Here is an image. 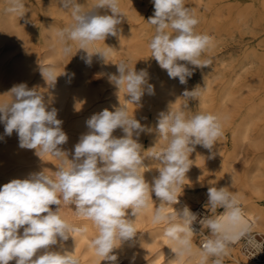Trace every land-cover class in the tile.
I'll use <instances>...</instances> for the list:
<instances>
[{
	"label": "clouds",
	"instance_id": "9594fccd",
	"mask_svg": "<svg viewBox=\"0 0 264 264\" xmlns=\"http://www.w3.org/2000/svg\"><path fill=\"white\" fill-rule=\"evenodd\" d=\"M152 4L154 12L147 21L155 26V34L149 42L151 57L166 70L170 79L178 78L181 85H186L197 68L211 63L201 57L212 37L195 30L199 20L195 12L186 7V0H152ZM60 6L70 11L73 22L56 34L63 41L78 43L79 49L87 53L82 59L90 66L95 53L88 51L89 46L104 42L108 36H117V26L124 17L119 0H96L86 10L78 0H60ZM24 7L22 0H8L5 12L23 16ZM102 8L110 9L111 15L94 11ZM64 51L70 52L71 46ZM96 53L107 56L103 51ZM115 65L118 75L109 74L108 80L119 91L123 88L129 103L142 106L140 102L146 93L155 94L147 69L137 71L123 61ZM41 74L50 85L55 84L57 76L53 69H41ZM74 75L71 74L73 78ZM7 94L11 100L0 103L4 134L11 136L15 131L20 148L34 149L38 157L50 154L61 164L52 175L43 169L0 187V264H9L12 260L15 264H79L71 252L52 249L58 238L62 244L73 237L72 233L87 231L86 226L70 224L61 217L62 202L74 205L78 217L95 225L98 234L91 241L92 248L102 261L116 264L118 255L114 250L136 237L134 221L148 207L152 193L160 200L153 213V223L166 225L163 234L175 242L172 251L176 258L191 251L190 236L197 214L187 205L181 210L175 208L170 214L165 213V208L179 203L178 187L190 169L189 157L196 146L209 150L212 154L209 158L214 157L212 150L223 135L217 115L197 112L188 116L182 110L159 113L155 132L168 143L151 153L160 167L157 168L159 175L150 184L141 172L146 158L138 139L141 133H151L153 129L129 115L126 107L93 114L86 121L89 131L81 136L69 159L68 152L59 147L68 141L63 121L57 119L58 110L49 108L43 94L24 83L13 86ZM183 96L195 98L197 87L192 91L185 89ZM75 108L79 111L81 107L75 105ZM118 128L124 133L119 138L113 135ZM207 197V205L212 209L223 207L226 216L223 220L204 217L199 221L210 232L201 245V264L209 257L215 258L212 264H223L222 257L229 243L237 239L226 225H242L239 235H243L247 224L228 188L211 186ZM52 205L58 206L55 211ZM128 209H131L130 214ZM129 215L135 219H129ZM262 247L261 244L260 250Z\"/></svg>",
	"mask_w": 264,
	"mask_h": 264
},
{
	"label": "bare ground",
	"instance_id": "6f19581e",
	"mask_svg": "<svg viewBox=\"0 0 264 264\" xmlns=\"http://www.w3.org/2000/svg\"><path fill=\"white\" fill-rule=\"evenodd\" d=\"M128 1L131 2V0ZM215 1L218 0H194L193 11L195 12L197 7L205 2L211 6ZM95 2L96 0H78V3L81 4L85 10L91 8ZM7 3L8 0H0V103L11 100V96L7 93L15 85L24 83L29 89H32V84H43V87L38 91L43 94L45 101L49 104V108L55 107L58 110L57 119L63 121L62 128L68 136L67 143L59 147L61 150L68 152L69 159H72L74 146L79 142L81 136L89 131L86 121L93 114L99 113L104 109L112 111L116 107L121 106L129 110L130 103L127 101L129 98L126 96L123 88H121L120 91L117 88L118 96L104 100V96L97 90L98 87L92 88L90 87L91 84L89 86L90 70H96L95 72L99 74L102 80H106L109 85L114 86L108 80L109 74L118 75L115 65L114 49L112 48L114 36H108L104 42L97 41L89 46L88 51L90 53H95L91 57L92 63L90 66L88 65V67L79 64L80 66L78 65L76 69L79 71L80 77H76L78 74L76 72L73 78L63 74H68V69L66 67L60 68L55 65L57 60L62 56V48L60 46L61 39L56 33L62 26L65 28L73 22L70 11L60 6V0H47L45 8L50 11L47 13V16H50L51 20L42 22L35 30L33 36L36 38L38 37L37 40H40L42 44L34 47L28 43L26 25L22 22L25 15L20 18L15 15H8L5 12ZM261 10L264 13V0L261 5ZM94 11L101 15H111V11L108 8ZM59 21L61 23H59ZM73 43L74 46H72V48L76 51L78 62L85 63L82 58L87 56L86 51L79 49L78 43ZM103 43H107V46H103ZM117 49L118 48H116V50ZM98 51L106 52V58L96 53ZM249 64H253V62L248 61L247 65ZM48 68L53 69L54 75L57 76L54 85H50L51 82L47 81V77H45V81L41 74V69ZM242 68L244 67L242 66ZM249 97L250 96L238 101L236 106H239L244 101H252V98ZM75 105L76 107H81L79 111L76 110ZM259 106V101L251 106L249 105L248 112H245L242 118L233 124L231 121L233 115L227 112H221L218 115L222 128L231 129L232 150L228 154L231 156L223 160L220 172L212 181V185L217 188H228L234 195L237 203L240 202L244 205V208L241 210L244 221L247 224V231L243 235H239L242 231V225H226L230 234L237 236V239L231 242V250H226V253L237 262H243V264H258L257 262L262 261L263 262L260 264H264V260L255 261L253 258L251 260H245L239 247L242 238L248 237V233L253 229L256 228L260 232H264V204H259L257 201V198H260L262 201L264 200V186L260 185L262 183L259 184L255 182L254 177H256V175L249 176L248 174H246L244 180L239 183L234 169L235 161L233 160V158L239 159L240 154H243L247 147L251 148L255 154L259 153L257 158L254 161L252 160V165L256 167L255 174L260 172V167L264 164V128L255 133L253 129V120L259 119ZM176 108L177 111L182 110L178 104H176ZM200 112L209 113V109L201 107ZM113 135L119 138L123 136L124 133L122 129L118 128L114 130ZM44 155L45 158L42 161L35 154L34 149L20 148L17 133L14 131L11 136L5 135L4 124L0 123V187L3 186L4 179L8 182L13 179H26L30 174L40 172L44 168H48L52 172H55L60 164H50L48 160L54 157L50 154ZM143 156L146 159L144 161L145 167L141 169V172L144 173L146 181L151 184L153 178L158 176L155 169L159 166V162L144 154ZM7 165H18V167L16 166L17 168L15 171L6 176L4 170ZM246 189H250L251 192L249 195L245 194ZM188 194L178 190L177 195L179 196V203L174 205V207H166L165 213L170 214L175 211V208L181 210L185 205L188 206L190 201L195 200L194 197ZM157 200V204H154L149 198L148 207L145 208L136 219L134 216H128L129 219H135L134 227L138 232L132 241L124 242L118 249L114 250V253L118 255L116 264H138L137 260H140L139 256L143 260L145 254L149 252V250H157L158 247L161 248L157 250L156 257L152 260L144 261L141 264H201L203 260L201 249L193 243V233L190 236L192 244L191 251L176 258V254L172 251V248L175 247V242L171 241L163 234L166 225L163 223H153V213L160 204V200ZM127 211L129 214L131 213V209ZM225 216L226 210L223 209L221 213L213 218L223 220ZM62 218L70 224L86 226V233L95 236L98 234L97 228L90 220L81 217L79 221H75L71 216ZM86 233H72L73 237L70 236L69 239L63 241L62 244L58 238V243L53 245L52 249L71 252L75 259H78V261H80V259L83 260V264H109L107 261H102L103 258L96 254L91 246V237L89 238L86 236ZM253 241L256 242V239H253ZM83 244L87 245V250L80 252V246ZM257 249L260 250V244H257ZM253 260L255 262H252ZM14 263L15 260L9 262V264ZM204 264H212V257L204 261Z\"/></svg>",
	"mask_w": 264,
	"mask_h": 264
},
{
	"label": "rangeland",
	"instance_id": "374dc122",
	"mask_svg": "<svg viewBox=\"0 0 264 264\" xmlns=\"http://www.w3.org/2000/svg\"><path fill=\"white\" fill-rule=\"evenodd\" d=\"M193 1L186 0V7L193 10ZM22 2L25 6L22 10L25 12V18L22 22L26 25L28 43L34 47L40 46L42 42L37 40L38 37L36 38L33 34L42 22L51 20V17L47 16V13L50 11L45 8L47 0H22ZM262 2L263 0H218L211 6L205 2L197 7L195 14L198 17L199 23L195 30L198 33H205L213 37L210 46L201 59L210 60L211 63L206 67L197 68L192 77L188 79L187 84L181 85L178 78L170 79L166 70L161 69L156 60L151 57L149 42L155 34V26L150 25L147 21L154 12L152 0H131V2L119 0V7H122L120 9L124 17L121 24L117 26V36H114V43L112 45L115 64L123 61L130 68H135L137 71L147 69L150 76L149 83L155 87L154 95L146 93L142 97L140 102L142 106L130 103L128 110L129 115H134L141 124H146L153 129L151 133H141L138 139V142L143 147L141 151L145 156L151 158V153L154 150L159 151L167 146L168 141L162 137H158L155 127L159 113L169 110L177 111L176 104L188 116L200 112L201 107H206L209 109V113L217 116L221 112H227L233 115V118H231L233 124L239 121L245 112H248L249 105L251 106L259 101V119L253 120L254 133L264 128V13L261 10ZM15 16L22 17L20 14H16ZM59 23L61 22L59 21ZM63 28L62 26L61 29ZM69 45L71 46V51L65 53L64 49ZM102 45L106 47L107 43H103ZM60 46L62 48V56L57 60L55 65L60 68L66 67L70 77H72V73L75 74L77 72L76 77L79 78L80 73L76 69L77 66L81 64L88 67V65L78 62L76 51L72 48L74 46L73 42L61 40ZM116 48L118 49L116 50ZM248 61L253 62V64L247 65ZM188 66L192 67L191 65ZM95 71H89V86L91 84L90 87L92 88L98 87L97 90L104 96V100L118 96L117 88L109 85L106 80H102ZM42 87L43 84H32V89L39 90ZM196 87L197 96L195 98L183 96L185 89L192 91ZM248 96L252 98V101H244L239 106H236L238 101ZM222 129L223 135L212 150L215 153L214 157L209 158L212 155L209 150L197 145L195 151L189 157L190 169L186 173L182 184L178 187L179 191L189 193L188 195L194 197L195 200L188 203L191 211L197 205L205 204L208 207V217L210 218L221 213L224 208L218 206L212 209L208 206L207 191L209 187L214 186L212 185V181L220 172L223 160L231 156L228 154L232 150L231 129ZM245 149V152L240 154L239 159L233 158L238 182L240 183V181L244 180L246 174L249 176L256 175L254 177L255 182L262 183L260 185L264 186V164L261 165L260 172H256L257 174H255L256 167L252 165V160L254 161L259 153L255 154L251 148L246 147ZM44 158V154L39 157L42 161ZM48 162L52 165L55 163L61 164V161L55 157L49 159ZM16 166L18 167V165H7L4 174L6 176L10 175L15 171ZM157 168L155 171L159 175ZM44 169L47 174H53L50 169ZM6 183L8 181L4 179L3 185ZM250 192V189L245 190V194L247 195ZM149 198L154 204H157L156 200L158 198L154 193ZM257 201L259 204H264V200L262 201L260 198H257ZM237 204L241 209L244 208L242 203L239 202ZM50 207L55 211L58 206L52 205ZM59 212L62 217L71 216L75 221L81 219V217L76 215L74 205H66L62 202ZM202 230L206 236H210L207 227L203 226ZM254 232L264 237V232H260L256 228L248 234ZM85 233L83 232V234ZM86 234L89 238L91 237V241L96 237L90 233ZM201 239V236L193 234L192 241L200 249ZM244 239L243 237L239 245L240 251L245 260H251L252 258H248L249 254L246 252L243 243ZM159 248L161 247H158L157 250ZM231 248L232 245L229 243L226 250L230 251ZM83 250H87L86 244L80 246V252H84ZM155 250H149L143 260L139 256L140 260H137L138 264L154 259L157 255V250ZM213 259L215 258L212 257V261ZM222 261L223 264H243V262H237L228 253L222 257ZM252 262L255 261L253 260ZM262 262L257 263L260 264ZM83 263V260L80 259L79 264Z\"/></svg>",
	"mask_w": 264,
	"mask_h": 264
},
{
	"label": "built area",
	"instance_id": "2783aa9c",
	"mask_svg": "<svg viewBox=\"0 0 264 264\" xmlns=\"http://www.w3.org/2000/svg\"><path fill=\"white\" fill-rule=\"evenodd\" d=\"M192 212L197 214V220L193 222L192 225L193 234L202 237L201 239V245H202V242H204L209 237L204 234L202 230L203 226L199 223V221L204 217H208L209 210L205 204H199L192 210ZM244 238L245 241L243 243L246 252L249 254L248 258H253L255 261L264 260V247H262L261 250L257 249V244L264 245V237L254 232L248 234V237H244ZM253 239H256L258 243H254Z\"/></svg>",
	"mask_w": 264,
	"mask_h": 264
}]
</instances>
